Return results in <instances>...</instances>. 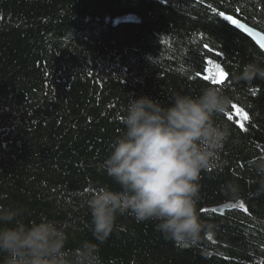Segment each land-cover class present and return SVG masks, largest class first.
Wrapping results in <instances>:
<instances>
[{
	"label": "trees",
	"instance_id": "16d2710c",
	"mask_svg": "<svg viewBox=\"0 0 264 264\" xmlns=\"http://www.w3.org/2000/svg\"><path fill=\"white\" fill-rule=\"evenodd\" d=\"M226 16L264 33V0H0V205L24 207L25 223L74 222L69 249L97 243L86 199L97 186L118 188L98 166L123 130L130 94L167 104L174 92L224 87L235 97L218 118L232 130L220 154L227 164L201 173L197 205L213 233L180 246L156 222L120 216L99 256L102 264H264V194L248 171L264 155V79L232 80L264 51Z\"/></svg>",
	"mask_w": 264,
	"mask_h": 264
},
{
	"label": "clouds",
	"instance_id": "9594fccd",
	"mask_svg": "<svg viewBox=\"0 0 264 264\" xmlns=\"http://www.w3.org/2000/svg\"><path fill=\"white\" fill-rule=\"evenodd\" d=\"M264 79V56L238 67L234 83ZM235 97L224 87L205 86L196 96L174 92L163 104L147 95L130 94L123 109V130L110 144L98 166L117 189L97 186L88 194L89 228L97 243L84 240L66 247L75 223L47 216L24 222L22 206L0 205V264H102L99 246L113 232L120 216L137 222L154 221L156 231L180 246L212 234L214 225L199 216L201 173L227 164L220 154L232 130L218 118L230 112ZM255 175L257 195L264 194V155L248 163ZM227 194L238 197L239 185L228 182Z\"/></svg>",
	"mask_w": 264,
	"mask_h": 264
},
{
	"label": "water",
	"instance_id": "95a60500",
	"mask_svg": "<svg viewBox=\"0 0 264 264\" xmlns=\"http://www.w3.org/2000/svg\"><path fill=\"white\" fill-rule=\"evenodd\" d=\"M244 33H246L258 46L264 51V48L261 47V43L264 42V33L256 30L242 22H238L236 24ZM229 206L233 208L235 204L232 205H221L218 207L211 208L212 211H219L223 212L225 209H227Z\"/></svg>",
	"mask_w": 264,
	"mask_h": 264
},
{
	"label": "snow or ice",
	"instance_id": "6c2138e0",
	"mask_svg": "<svg viewBox=\"0 0 264 264\" xmlns=\"http://www.w3.org/2000/svg\"><path fill=\"white\" fill-rule=\"evenodd\" d=\"M220 15H223V13H220ZM225 19L226 20H230L233 24H237L238 23V21L235 20V19H233L232 16H226ZM205 47H207V45H205ZM261 47L264 48V42L261 43ZM221 75H225V74L224 73H221ZM220 83H223V81H220ZM247 118H248V116L245 113V119H247ZM241 128H243V125H241ZM209 239H212V237L209 236Z\"/></svg>",
	"mask_w": 264,
	"mask_h": 264
},
{
	"label": "rangeland",
	"instance_id": "374dc122",
	"mask_svg": "<svg viewBox=\"0 0 264 264\" xmlns=\"http://www.w3.org/2000/svg\"><path fill=\"white\" fill-rule=\"evenodd\" d=\"M208 75H211L213 76L214 78H219L221 79L222 78V75H221V72L215 68H211L209 71H208Z\"/></svg>",
	"mask_w": 264,
	"mask_h": 264
},
{
	"label": "bare ground",
	"instance_id": "6f19581e",
	"mask_svg": "<svg viewBox=\"0 0 264 264\" xmlns=\"http://www.w3.org/2000/svg\"><path fill=\"white\" fill-rule=\"evenodd\" d=\"M251 27V26H250ZM253 28V27H252ZM255 29V28H254ZM257 30V29H256ZM259 47V46H258Z\"/></svg>",
	"mask_w": 264,
	"mask_h": 264
}]
</instances>
